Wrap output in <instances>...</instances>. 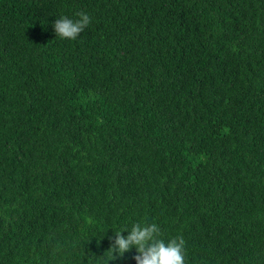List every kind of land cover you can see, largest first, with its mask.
Listing matches in <instances>:
<instances>
[{"label": "trees", "instance_id": "16d2710c", "mask_svg": "<svg viewBox=\"0 0 264 264\" xmlns=\"http://www.w3.org/2000/svg\"><path fill=\"white\" fill-rule=\"evenodd\" d=\"M145 220L264 264V0H0V264H136Z\"/></svg>", "mask_w": 264, "mask_h": 264}, {"label": "clouds", "instance_id": "9594fccd", "mask_svg": "<svg viewBox=\"0 0 264 264\" xmlns=\"http://www.w3.org/2000/svg\"><path fill=\"white\" fill-rule=\"evenodd\" d=\"M77 19L62 16L53 23L56 37L76 40L91 23V17L81 11L76 13ZM127 232L124 236L122 233ZM109 253L113 259L123 258L124 254L135 248L137 255L133 258L136 264H187L186 240L183 235L172 236L165 240L162 227L156 222L135 221L131 227H123L114 231Z\"/></svg>", "mask_w": 264, "mask_h": 264}]
</instances>
